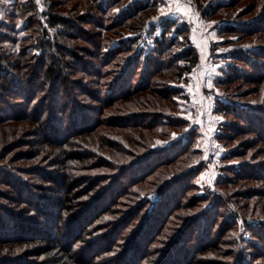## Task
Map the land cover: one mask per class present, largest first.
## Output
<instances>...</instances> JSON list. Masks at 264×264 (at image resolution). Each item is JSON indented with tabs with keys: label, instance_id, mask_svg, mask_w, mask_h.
<instances>
[{
	"label": "rangeland",
	"instance_id": "374dc122",
	"mask_svg": "<svg viewBox=\"0 0 264 264\" xmlns=\"http://www.w3.org/2000/svg\"><path fill=\"white\" fill-rule=\"evenodd\" d=\"M144 1L0 0V18L8 25L4 47L10 52H20L23 43L28 45L30 53L41 51L36 39L42 31L40 26L47 24L45 13L50 4L54 11L65 14L70 23L78 27L71 28L74 38L59 34L56 28L50 30L54 41H65L77 54V58L71 59L74 68H67L71 73L68 76L70 88L60 87L57 82L50 90L38 92L31 105L24 104L22 97H11L13 100L3 102L6 110H0V179L10 178L12 171L21 176L32 189L25 197L30 200L28 197L33 193L30 200L33 204L17 202L16 192L0 182V217L6 216L7 210L22 216L27 214L25 217H39L34 211L41 209V202L46 204L50 196L62 195L59 179L63 173L71 175V187H79L76 191L81 196L76 201L82 205L107 189L106 202L104 198L100 201L109 206V211L97 210L98 216L89 228L91 234L84 236L86 240H94L93 245L89 248L88 243L76 244V264H81V260L88 264V252L93 247L98 249L112 241L115 242L114 252L105 254L97 264H117L116 258L127 242L132 243L129 238L157 201V190L168 186L171 187L168 195L173 196L169 198L171 206L160 209L164 215L156 220V214L151 226L144 230L153 238L147 235L145 240L133 241V244L137 242L136 246L151 247L152 254L143 259L142 264L163 263L165 255L173 248L169 242L183 222L204 208H210L207 218L212 224L206 230L209 235L206 241L214 240L212 248H217L222 256H217V251L200 249L203 230L200 225L194 235L190 234L192 238L185 241L186 247L193 249L197 264H235L238 252L243 250L251 264H264L262 250L248 244L256 239L252 228H264V178L247 176L249 171L264 172L261 166L264 165V142L243 120L216 111L219 102L231 99L264 107V80H244L242 77L249 73L251 66L236 61L231 54L264 47V34L258 31L231 33L224 28L233 24L244 28L262 24L264 0H159L155 7L138 9L136 5ZM21 3L27 7L22 8ZM31 3L35 10H31ZM205 9H210L211 13L205 15ZM189 12L192 17L188 16ZM165 17L186 21L190 25L192 43L200 55L204 49L208 58L199 60L179 81L172 65L168 70L151 75V70L155 69L151 63L142 66L136 63L129 75H123L122 62L127 56L132 57V51L118 54L111 51L113 47L123 48L134 38L137 41L134 49L141 47L149 52L155 46V38L161 31L159 23ZM130 27L137 30L132 31ZM182 47V44L174 45L173 50L159 56L171 62ZM155 55L153 59L159 57ZM35 63L37 60L32 61ZM182 63L177 59L176 66ZM203 66L206 67L204 81ZM94 68L101 75L94 73ZM232 69L242 77L219 85V78ZM121 78L130 79L134 86L151 80L153 91L141 96L145 100L133 97L107 101L111 89L116 88V81ZM29 86L24 91H31L32 86ZM59 87L62 98L54 103L49 94ZM117 88V91L122 89ZM165 91H170L171 97L163 94ZM100 98L104 101L99 102ZM76 105L83 114L79 125L75 118ZM42 109L45 111L38 121ZM26 110L30 118L21 119ZM63 119L66 122L62 129ZM253 120L250 123L255 125ZM225 123L247 128L234 131ZM77 128L82 131H75ZM59 132L63 138L67 136V143L71 144H56L53 137ZM185 137L189 138L190 145L182 158L178 151ZM149 155V165L141 168L139 163ZM173 155L178 156L175 162L157 164ZM79 156H84L83 160ZM66 166L73 168L66 171ZM197 196L204 197L197 201ZM178 204L179 207L173 208ZM64 229L66 231V227ZM261 243L262 247L264 241ZM39 244L38 241L17 243L13 254L31 262L50 263L51 256L35 251ZM8 246L12 245L5 249Z\"/></svg>",
	"mask_w": 264,
	"mask_h": 264
},
{
	"label": "trees",
	"instance_id": "16d2710c",
	"mask_svg": "<svg viewBox=\"0 0 264 264\" xmlns=\"http://www.w3.org/2000/svg\"><path fill=\"white\" fill-rule=\"evenodd\" d=\"M157 3L159 4V0H146L136 5V7L138 9L147 10L150 7H155ZM31 5V10H35L33 3H31ZM20 6L22 8L27 7V5L22 3L20 4ZM48 8L49 9H47L45 13L47 24L44 25L45 27L40 26V28H42V31L39 32L36 39V46L41 50L39 53H36V51L32 52L33 54L28 52V45H25L24 43V45L22 44V49L20 50V52L15 53L6 50L4 47V41L6 40V38H8V33L5 28H7L8 25L4 20L0 18V110L2 111L6 110L3 102L5 101L4 103H8L9 99L13 100L11 99V97H22L24 99V104L28 103L31 105V103L37 98L38 92L46 91L47 88L50 90V87L53 88L54 85L57 84V82L60 83V87L70 88L68 76L71 73L68 72L67 68L69 66H72L74 68V62L72 60L77 58V54L74 52V50H72L71 45L67 44L65 41H59V39L54 41L51 38L50 30L52 28H56L59 34L68 36L69 38H74L75 34L73 33L72 29L74 27L76 29L77 26L70 23V19L66 17L65 14L54 11L51 4ZM26 10H29V8H27ZM203 11L205 15L211 13L210 9H205ZM159 24L161 27L160 34L155 38V46L151 50H149V52L141 47H137L134 49V45L137 44V41L134 38H130L127 43H125L126 45H124L123 48L113 47L111 51L114 53L119 54L126 50L132 51L133 53L130 54L132 56L131 58L127 56L122 62L123 75H129L128 73L136 63L139 64V66H142V64L144 65L147 63H151V66L155 67V69L151 70V75L157 73L159 74L163 70H168L172 65V68L176 69L175 77L179 81L185 74L190 73L198 64L200 60V54L189 37L190 25L186 21H179L171 17H165L161 19ZM224 28L226 32L231 33L247 31L249 34H251V32L253 31V33L258 31L264 34V22L262 24H257L255 27L244 28V26L233 24L227 25ZM130 30L136 31L137 28L130 27ZM80 31H83V29L80 28ZM180 38H182V40H180ZM26 40H28V38ZM36 41L32 43L33 46H35L34 44L36 43ZM177 44H182L183 47L181 51L177 52L176 57L173 56V60L171 62H168L167 60H165V58H160L161 56L159 55H166V53L170 50H173V46ZM98 46L100 45L98 44ZM112 52L110 54H112ZM155 53H157L159 57L153 59L152 57H154ZM231 54L232 56H234L236 61H241L251 66L248 71L249 73L245 74L242 77L241 75H239V73H233L232 69L231 73H227L226 76L219 78V85L230 83L233 80L232 78L236 77L235 79H239L240 76L244 80H248L250 78H253V80L255 79L256 81L260 82L264 80L263 46L243 53L236 51ZM67 57L69 58L67 59ZM111 58L113 59L114 57L111 56ZM111 58L109 57V60H111ZM177 59L182 60L183 63L176 66ZM36 60L37 63L32 64V61ZM93 72L98 74L100 73L101 75V72L98 69ZM146 76L143 78L144 80L146 79ZM28 77L30 78V80H28ZM144 80L138 85L134 86L132 85L130 79L122 80L121 78L120 80L116 81L118 82L116 88L121 86V91H117L115 87L112 88L107 101H110V99L112 101H117L120 99L133 97L137 98V100H145V98H141V96L145 97L144 95H146L147 92H152L153 90L151 87L152 81L147 79L144 82ZM29 85L32 86L31 91H24L28 90L26 88H30ZM60 87L56 92L53 91L51 93L52 95L49 94V98L55 101L54 103L59 102L62 98V96L60 95ZM35 88L36 91H34ZM156 92L158 91H155V93ZM163 94L171 97L170 91H165L163 92ZM98 101L103 102L104 100L100 98L98 99ZM76 107L78 108L79 106L76 105ZM41 111L42 112L37 116L38 121L42 119L45 110L42 109ZM216 111L223 113L224 115H232L235 118L243 120L242 122L249 124L248 128H251L253 131H255L260 137L259 139L264 142L263 106H253L249 103L244 104L240 100L235 101L234 99H231L229 101L219 102L217 104ZM19 115L20 112L16 116ZM82 117L83 114L80 108H78L75 114L78 125L82 124L80 123V118ZM29 118L30 117L28 114V110H26V113L22 115L21 119L28 120ZM252 119H255L253 120L256 121L255 125H252V123H250L252 122ZM65 122L66 120L63 119L61 123L62 129ZM168 123H170V121ZM225 126H229L230 129H233L234 131L246 130L247 128L241 125V127L236 128L237 125L235 126L233 123H225ZM40 131L42 133L41 129ZM75 131L80 132L82 130L77 128ZM61 133L62 132H59L58 136L53 137L54 141H56V144H61L62 142L64 144H71L67 143L69 141L67 136L63 138ZM45 141H48V139H45ZM183 142L184 144L181 146V148H179L180 151H178L182 158L184 157L185 152H187L186 150L188 145H190V140L188 137H185ZM83 157L84 156H79L81 160H83ZM177 157V155L167 156L162 161H157V164H171L177 160ZM148 162H150V155L144 158L141 163H139V165L142 168L145 165L148 166ZM261 166L263 167L264 165L262 164ZM68 168L71 169L73 167L66 166V171H69ZM237 174L240 173L237 172ZM247 174V176H250V178H264V172L254 173L253 171H249L247 172ZM10 178L6 177L4 178L5 180L0 179V182L5 184V186L11 187L14 192H16L15 198L18 199L17 202H27L28 204L32 205L33 202H31V197L33 193L28 197V199H30L31 201L27 200L25 197L26 193L32 190L29 183H26V180H22L23 178L13 171L10 174ZM59 180L60 185L62 186L60 189L62 195L57 194V197H55L54 195L50 196L51 198L46 204H43L41 202L39 204L41 206V209H36L34 211V213L36 212L37 214H39V217H25L27 214L22 216L21 214L15 213L14 211L10 210H7L6 216L0 217V264H40L38 262L28 261V259H24L19 254H13L15 250L14 245L21 242L32 243L38 241L40 243L39 248L37 247L35 251H38L37 253L40 252V254L44 253L48 256H51L52 259H50L51 261L48 264H76L78 263V258L76 256V244L83 242L88 243L89 248H91L94 240L93 242L92 239L86 240L84 236L91 234L89 228L90 226H92L94 218L98 216L97 210L102 208L103 212L109 211V206L105 203L102 204V201H100L102 198H104L103 202H106L109 193L106 191L107 189L105 190L107 193L105 191H101L85 205H82L80 201H76L78 198H80L81 193H78L79 191H76L79 187H77V189L71 187L70 181H73L71 175L63 173ZM178 184H180V181H178ZM112 187L113 186H111V189ZM113 188L115 189L116 187ZM170 188L166 186V188L161 187L157 190V201L155 202V204H153L150 213L144 217L143 223H141V225L136 228L135 233L131 235L132 237L129 238L130 240L138 241L139 238L145 240L147 235H152L150 233L146 235V231L144 230H147L151 226L156 214V220H158L161 215H164L163 211H160V209L165 210L168 209L169 206H171L172 201L169 200V198L170 196H173L168 195L167 191ZM174 197L176 198V196ZM203 197L204 196H197L196 199L197 201H199L203 199ZM177 207H179V204L174 205L173 208ZM155 209L156 212L158 210L160 212L156 213ZM29 211L33 212L31 211V209H29ZM208 212H210V208H204L197 212L194 217L188 218L183 222V225H181V228H179V232L174 238H172V242H169V246H173V248L171 249V252L173 254L170 252L169 255H165V263L163 262L164 264H197L195 253L193 254V249L190 248L189 250L185 245V241H189L190 238H192L190 234L194 235L196 233L195 231H198V226L200 225L203 226V230L201 231L202 246H200V249L217 251L216 255L222 256V253L217 250V248H212V246L214 245V240L210 242L206 241L209 237V235L206 234V230L209 229V225L210 227L212 226L211 222L207 218ZM64 227H66V231ZM248 227H251V225L249 224ZM159 231L160 229H158L156 233H159ZM252 234L256 239L255 241H248V244L256 245L255 247H258L262 250V253L260 252V254L264 256V245H262V247L260 246L262 244L261 242L264 241V228H252ZM151 238H153V235ZM133 241L131 244H127L128 242L126 243L125 249L122 251V254L119 255V258L113 256L117 259V264H142L143 259L152 254V252L149 251L151 247H144L146 244H143L142 247H140V245L136 246L137 242L133 244ZM10 244L12 246H8V248L5 249V246ZM114 244L115 242L112 241L110 245L105 244V246L98 249L96 247H93V250L88 252L89 258H87V260H89H86L87 263L97 264L105 254H107L108 252H114ZM97 247H99V245ZM244 253L245 250H243L242 252H238V260L235 264L252 263L250 261H247L246 255ZM83 262L82 260L80 261L81 264H83Z\"/></svg>",
	"mask_w": 264,
	"mask_h": 264
},
{
	"label": "crops",
	"instance_id": "0c3cea01",
	"mask_svg": "<svg viewBox=\"0 0 264 264\" xmlns=\"http://www.w3.org/2000/svg\"><path fill=\"white\" fill-rule=\"evenodd\" d=\"M192 12H189V14H188V16H190V17H192V14H191ZM197 44V43H196ZM198 46V45H197ZM198 48H199V46H198ZM207 50H209L208 48H207ZM208 53L210 54V51H208ZM206 54L207 53H205V50L203 49V53L200 55V60H202V59H204L203 61H205V59L206 58H208L207 56H206ZM203 70V71H202ZM201 70V75H203V81H204V76H205V73H206V67L204 68V66H203V69ZM202 87V85H200V87H198V89L200 90V88ZM198 89H195V91L196 90H198ZM198 90V91H199Z\"/></svg>",
	"mask_w": 264,
	"mask_h": 264
},
{
	"label": "snow or ice",
	"instance_id": "6c2138e0",
	"mask_svg": "<svg viewBox=\"0 0 264 264\" xmlns=\"http://www.w3.org/2000/svg\"><path fill=\"white\" fill-rule=\"evenodd\" d=\"M37 2L39 3V0H37ZM0 15H2V13H0ZM154 19H155V17H154ZM213 23H215V22H213ZM211 86H212L211 81H209V87H211Z\"/></svg>",
	"mask_w": 264,
	"mask_h": 264
}]
</instances>
